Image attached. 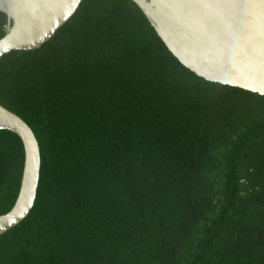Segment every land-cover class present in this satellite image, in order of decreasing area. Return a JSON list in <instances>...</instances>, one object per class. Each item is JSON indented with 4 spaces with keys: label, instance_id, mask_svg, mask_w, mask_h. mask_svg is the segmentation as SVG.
Wrapping results in <instances>:
<instances>
[{
    "label": "trees",
    "instance_id": "16d2710c",
    "mask_svg": "<svg viewBox=\"0 0 264 264\" xmlns=\"http://www.w3.org/2000/svg\"><path fill=\"white\" fill-rule=\"evenodd\" d=\"M0 104L41 154L0 264H264V96L195 74L133 0H82L39 48L2 55ZM24 159L0 128V215Z\"/></svg>",
    "mask_w": 264,
    "mask_h": 264
},
{
    "label": "water",
    "instance_id": "95a60500",
    "mask_svg": "<svg viewBox=\"0 0 264 264\" xmlns=\"http://www.w3.org/2000/svg\"><path fill=\"white\" fill-rule=\"evenodd\" d=\"M82 0H0L7 31L0 58L11 50L39 48L75 13ZM168 49L204 79L264 96V2L261 0H133ZM0 128L20 136L25 159L18 196L0 215V235L33 208L41 154L36 135L0 104Z\"/></svg>",
    "mask_w": 264,
    "mask_h": 264
},
{
    "label": "snow or ice",
    "instance_id": "6c2138e0",
    "mask_svg": "<svg viewBox=\"0 0 264 264\" xmlns=\"http://www.w3.org/2000/svg\"><path fill=\"white\" fill-rule=\"evenodd\" d=\"M261 2H264V0H261Z\"/></svg>",
    "mask_w": 264,
    "mask_h": 264
}]
</instances>
